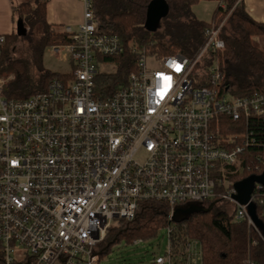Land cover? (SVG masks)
Listing matches in <instances>:
<instances>
[{
    "label": "built area",
    "instance_id": "built-area-1",
    "mask_svg": "<svg viewBox=\"0 0 264 264\" xmlns=\"http://www.w3.org/2000/svg\"><path fill=\"white\" fill-rule=\"evenodd\" d=\"M83 2L82 22L63 30L70 42L50 47L71 64L70 74L25 99H6L3 87L13 76L0 78V264H102L110 230L149 201L166 204L169 221L187 204L228 203L234 222L261 236L248 204L233 198L231 178L257 145L264 92L223 91L217 63L203 62L225 49L224 22L205 31L195 58L130 44L135 71L104 99L96 92L98 66L117 67L109 59L127 46L100 32L92 2ZM6 37L0 35V56ZM158 73L171 77L163 98L157 90L166 82ZM225 119L244 129L221 134ZM250 203L264 215V186L256 185ZM166 230V252L149 264H202L199 242Z\"/></svg>",
    "mask_w": 264,
    "mask_h": 264
},
{
    "label": "trees",
    "instance_id": "trees-1",
    "mask_svg": "<svg viewBox=\"0 0 264 264\" xmlns=\"http://www.w3.org/2000/svg\"><path fill=\"white\" fill-rule=\"evenodd\" d=\"M90 1L98 30L119 36L127 46L123 56L109 59L117 63V71L99 73L96 77V92L102 98L111 97L135 71L136 57L128 50L130 44L146 47L160 56L195 58L206 42L205 31L223 22L220 38L225 42V49L207 54L204 64L217 63L223 75V91L236 97L264 92L261 87L264 84V51L255 42V38L264 41V24L248 15L243 0H164L169 13L155 32L145 28L147 9L153 0ZM202 1L218 3L211 24L200 21L193 12V7ZM11 2L15 22L22 19L27 33L18 35L15 30L6 37L0 56V78L12 75L13 79L5 83L2 94L6 99H25L46 90L57 76L44 67L46 50L70 40L62 28L48 24L49 0ZM243 129V122L231 123L225 119L221 134L230 135V132ZM255 138L257 145L242 156L244 170L231 178L234 182L264 172L262 123L255 122ZM203 205L206 204H187L188 214H179L169 221L170 209L166 204L144 202L132 221H119L110 230L103 243L104 253L120 240L131 244L136 240L149 241L157 238L161 230L174 227L179 237L183 235L200 243L202 264H264V215L255 203L256 225L261 236L246 223L234 222V210L228 204L220 203L210 210L211 204Z\"/></svg>",
    "mask_w": 264,
    "mask_h": 264
},
{
    "label": "rangeland",
    "instance_id": "rangeland-1",
    "mask_svg": "<svg viewBox=\"0 0 264 264\" xmlns=\"http://www.w3.org/2000/svg\"><path fill=\"white\" fill-rule=\"evenodd\" d=\"M217 7L218 4H216V2L202 1L194 6L193 9L194 13L196 14L195 16L198 19H201L205 23L211 24L213 13ZM255 42L264 51V41L255 38ZM44 67L48 71L57 74V76H63L72 72L71 64L66 62L61 55H55L52 51V48H48L44 54ZM201 69L198 70V73H201ZM116 71L117 67L115 65L98 66V72L100 74L114 73ZM9 76L10 75L3 78L6 79ZM259 78L260 77L256 79ZM198 81L199 79L196 80V82ZM261 87L264 90V84H262ZM228 205L231 206L230 204ZM217 206H219V204ZM167 243L168 240L166 229L161 230L157 238L149 241H143L137 246L128 243L123 239L120 240L119 243L113 245L108 252L103 254L102 264H149L154 255L165 254Z\"/></svg>",
    "mask_w": 264,
    "mask_h": 264
},
{
    "label": "crops",
    "instance_id": "crops-1",
    "mask_svg": "<svg viewBox=\"0 0 264 264\" xmlns=\"http://www.w3.org/2000/svg\"><path fill=\"white\" fill-rule=\"evenodd\" d=\"M243 4L254 21L264 24V0H243ZM84 9L83 0H49L47 22L63 30L66 26L76 29L83 20ZM16 22L11 0H0V35H11L16 30Z\"/></svg>",
    "mask_w": 264,
    "mask_h": 264
},
{
    "label": "water",
    "instance_id": "water-1",
    "mask_svg": "<svg viewBox=\"0 0 264 264\" xmlns=\"http://www.w3.org/2000/svg\"><path fill=\"white\" fill-rule=\"evenodd\" d=\"M169 13V7L164 0H153L147 9L145 28L149 32H155L159 26L161 20ZM16 30L18 35H26L27 29L25 28L24 21L18 19L16 22ZM256 185L264 186V172L261 175H252L244 180H241L235 184L236 195L233 197L241 205L249 206V212L254 221H256L255 206L250 203L251 196L255 190ZM214 207L212 204L209 210ZM190 210L188 208H178L175 210V216L179 214H188Z\"/></svg>",
    "mask_w": 264,
    "mask_h": 264
},
{
    "label": "snow or ice",
    "instance_id": "snow-or-ice-1",
    "mask_svg": "<svg viewBox=\"0 0 264 264\" xmlns=\"http://www.w3.org/2000/svg\"><path fill=\"white\" fill-rule=\"evenodd\" d=\"M175 70L176 71H180V66L179 65L175 66ZM158 78H162L166 82L165 87H164L163 90H161V89L157 90V95H160L161 98H163V96L166 94L168 88L171 86L170 85L171 77H168V76H166L165 74H162V73H158Z\"/></svg>",
    "mask_w": 264,
    "mask_h": 264
},
{
    "label": "flooded vegetation",
    "instance_id": "flooded-vegetation-1",
    "mask_svg": "<svg viewBox=\"0 0 264 264\" xmlns=\"http://www.w3.org/2000/svg\"><path fill=\"white\" fill-rule=\"evenodd\" d=\"M217 205H214V207H216Z\"/></svg>",
    "mask_w": 264,
    "mask_h": 264
}]
</instances>
